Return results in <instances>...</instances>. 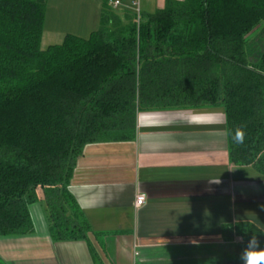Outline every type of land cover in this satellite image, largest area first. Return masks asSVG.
Masks as SVG:
<instances>
[{
	"label": "trees",
	"instance_id": "16d2710c",
	"mask_svg": "<svg viewBox=\"0 0 264 264\" xmlns=\"http://www.w3.org/2000/svg\"><path fill=\"white\" fill-rule=\"evenodd\" d=\"M112 1L87 39L43 50L48 0H0V238L32 234L42 201L53 241H89L68 190L77 161L132 141L142 112L221 107L232 164L264 177V0H164L139 23ZM253 234L264 248L258 226L225 228L210 264H241Z\"/></svg>",
	"mask_w": 264,
	"mask_h": 264
},
{
	"label": "crops",
	"instance_id": "0c3cea01",
	"mask_svg": "<svg viewBox=\"0 0 264 264\" xmlns=\"http://www.w3.org/2000/svg\"><path fill=\"white\" fill-rule=\"evenodd\" d=\"M78 7L64 25L98 30L101 0ZM48 11L43 38L59 34ZM68 190L89 241H53L39 201L30 208L32 234L0 238V264H210L229 246L225 228L264 231V177L232 164L221 107L139 113L132 141L84 149ZM140 194L146 204L136 209Z\"/></svg>",
	"mask_w": 264,
	"mask_h": 264
},
{
	"label": "rangeland",
	"instance_id": "374dc122",
	"mask_svg": "<svg viewBox=\"0 0 264 264\" xmlns=\"http://www.w3.org/2000/svg\"><path fill=\"white\" fill-rule=\"evenodd\" d=\"M84 0H48L47 9L50 10V17H52V28L58 31V35L50 38L45 33L43 38L41 48L43 50L47 49L49 46L53 45H60L64 40L63 35H67L68 33H72L77 37L87 39L93 32L91 30L83 31L78 30L76 28H68L64 25L66 22L65 19L71 17L76 18L77 12L81 11V8L78 7L80 3H83ZM121 6L118 8V11H130L132 14H136V9L133 6V0H120ZM164 4V0H141V11H154L156 8L162 7ZM91 5L89 3L88 8L82 7V16L84 15V11H87L85 14L90 13L89 9ZM62 15V17H61ZM62 18V19H61ZM65 18V19H64ZM51 22V21H50ZM99 27V26H97ZM99 29V28H98ZM97 31V30H96ZM237 228V224L233 225V229Z\"/></svg>",
	"mask_w": 264,
	"mask_h": 264
},
{
	"label": "clouds",
	"instance_id": "9594fccd",
	"mask_svg": "<svg viewBox=\"0 0 264 264\" xmlns=\"http://www.w3.org/2000/svg\"><path fill=\"white\" fill-rule=\"evenodd\" d=\"M234 139L236 142L242 143L243 131L237 129ZM240 242L244 244L239 257L241 264H264V248L261 247V242L255 234L249 236L246 242L243 236L240 237Z\"/></svg>",
	"mask_w": 264,
	"mask_h": 264
},
{
	"label": "built area",
	"instance_id": "2783aa9c",
	"mask_svg": "<svg viewBox=\"0 0 264 264\" xmlns=\"http://www.w3.org/2000/svg\"><path fill=\"white\" fill-rule=\"evenodd\" d=\"M111 6L114 10H117L121 6V1L120 0H114L111 3ZM133 6L136 9V20L139 23L140 16H141V0H133ZM146 204V195L145 194H140L136 196L134 206L136 209H139L143 207ZM134 257L137 259L139 257V252L136 250Z\"/></svg>",
	"mask_w": 264,
	"mask_h": 264
}]
</instances>
